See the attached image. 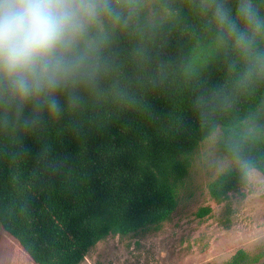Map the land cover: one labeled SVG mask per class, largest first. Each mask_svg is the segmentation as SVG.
<instances>
[{
    "label": "clouds",
    "instance_id": "1",
    "mask_svg": "<svg viewBox=\"0 0 264 264\" xmlns=\"http://www.w3.org/2000/svg\"><path fill=\"white\" fill-rule=\"evenodd\" d=\"M185 38L202 63L185 55ZM209 68L221 74L214 84ZM177 85L191 94L203 169L256 180L264 168V0H0V150L14 185L26 135L65 118L78 131L84 117L110 108L146 110L149 92ZM39 159L60 167L47 144Z\"/></svg>",
    "mask_w": 264,
    "mask_h": 264
},
{
    "label": "trees",
    "instance_id": "2",
    "mask_svg": "<svg viewBox=\"0 0 264 264\" xmlns=\"http://www.w3.org/2000/svg\"><path fill=\"white\" fill-rule=\"evenodd\" d=\"M182 47L194 64L203 62L194 39ZM177 52L176 45L169 49ZM208 72L216 83L221 74ZM145 102L146 110L110 108L84 117L78 131L65 118L45 134L26 135L16 185L14 166L0 150V225L35 264H81L107 237L126 238L170 219L189 156L201 144L199 123L180 85L149 92ZM46 144L60 164L56 171L39 159ZM246 184L226 170L208 192L221 204ZM256 261L239 250L225 264Z\"/></svg>",
    "mask_w": 264,
    "mask_h": 264
},
{
    "label": "rangeland",
    "instance_id": "3",
    "mask_svg": "<svg viewBox=\"0 0 264 264\" xmlns=\"http://www.w3.org/2000/svg\"><path fill=\"white\" fill-rule=\"evenodd\" d=\"M202 151L201 143L189 156L168 221L126 238L109 236L81 264H225L239 250L257 259L249 264H264V176L258 173L256 180L217 204L208 184L218 174L203 169ZM0 264H35L1 225Z\"/></svg>",
    "mask_w": 264,
    "mask_h": 264
}]
</instances>
